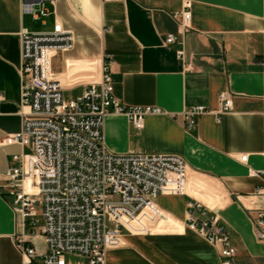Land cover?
Here are the masks:
<instances>
[{"label":"crops","instance_id":"crops-1","mask_svg":"<svg viewBox=\"0 0 264 264\" xmlns=\"http://www.w3.org/2000/svg\"><path fill=\"white\" fill-rule=\"evenodd\" d=\"M185 1L192 17L182 33L173 15ZM44 5L50 15L35 21L22 13L21 0H0V264H23L19 234L39 253L46 250L42 236L22 226L4 188V173L23 148L2 141L22 129L21 31H49L55 20L74 37L73 47L56 51L52 60L65 92L80 95L100 81L107 65L123 104L162 111L147 115L140 130L125 115L108 113L107 148L173 153L188 165L185 193L156 199L166 216L155 232L149 226L148 235H126L131 236L126 246L110 250L107 264H220L218 247L185 223L187 204L194 200L226 226L238 264H264V243L255 235L264 214V0H44ZM169 35L177 41L165 44ZM181 50L184 56L178 57ZM224 92L232 97V109L220 115ZM197 106L208 112L195 115L189 128L184 113ZM139 226L131 223L133 230Z\"/></svg>","mask_w":264,"mask_h":264},{"label":"built area","instance_id":"built-area-1","mask_svg":"<svg viewBox=\"0 0 264 264\" xmlns=\"http://www.w3.org/2000/svg\"><path fill=\"white\" fill-rule=\"evenodd\" d=\"M21 11L35 21L50 15L44 0H21ZM191 17L190 4L185 1L183 9L173 15L182 33L190 29ZM20 37L22 129L2 144L17 143L23 151L12 157L4 173V188L14 199L22 226L42 236L46 250L39 253L24 234L16 238V247L23 264H107L108 252L124 245V232L147 234L146 228L166 216L156 203L159 195L185 193L188 165L173 153H114L107 148L104 124L108 113L125 115L140 130L147 115L162 111L123 104L114 95L107 65L97 84L66 99L52 60L56 51L73 47L74 37L60 21L55 20L49 31L23 29ZM176 41L175 35H169L165 44ZM177 54L183 57L184 51ZM219 103L218 114L227 113L232 109L231 95L221 93ZM206 112L204 106L186 111L188 127L194 125L195 115ZM246 160L247 156L241 157L242 162ZM39 218L43 225L37 232ZM135 221L140 226L133 230ZM185 223L218 247L220 264H238L226 226L200 202L187 204ZM255 235L264 243V214L256 221ZM67 255L85 261L68 263Z\"/></svg>","mask_w":264,"mask_h":264},{"label":"rangeland","instance_id":"rangeland-1","mask_svg":"<svg viewBox=\"0 0 264 264\" xmlns=\"http://www.w3.org/2000/svg\"><path fill=\"white\" fill-rule=\"evenodd\" d=\"M77 94V91L75 92V91H66L65 93H64V95H65V98L66 99H69L70 97H73L74 98V96ZM159 221H157L156 223H153V224H151L150 226V228H149V230H150V232H155L154 231V229H155V226L154 225H156L157 223H158ZM42 225H43V221H42V219L41 218H39V220H38V224H37V227L35 228V230L37 231V232H40V229H41V227H42ZM153 226V227H152ZM149 232V233H150ZM148 233V234H149ZM148 234H145V235H148ZM197 234V233H196ZM124 245L123 246H121L120 248H123V247H125L126 245H125V239H127V238H129V237H131V236H126V235H138V234H132V233H128V232H124ZM144 235V234H143ZM198 235V234H197ZM199 236V235H198ZM135 237V236H134ZM136 237H138V236H136ZM148 237V236H147ZM120 248H118V249H120ZM65 259H66V261L68 262V263H77V262H84L85 260H84V258H81V257H78V256H74V255H67L66 257H65Z\"/></svg>","mask_w":264,"mask_h":264}]
</instances>
